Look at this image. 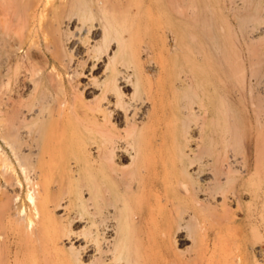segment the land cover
<instances>
[{
	"label": "bare ground",
	"instance_id": "1",
	"mask_svg": "<svg viewBox=\"0 0 264 264\" xmlns=\"http://www.w3.org/2000/svg\"><path fill=\"white\" fill-rule=\"evenodd\" d=\"M158 1L161 2L150 0L155 8ZM162 4L164 3H161V7ZM142 6L141 0H0V32L8 24L16 31H13V42L9 45L12 51H24L31 56L32 45H36L33 42L42 38L45 46L42 54L46 62L43 69L50 68L56 72L54 78L56 77L57 82L52 84L56 91L68 89L66 78L70 87L73 79L79 78L86 81L77 85L79 90L80 84H83V95L88 97L98 92V96L93 98H99L93 104L88 102L86 107L82 101L72 108L74 124L70 128V146L81 154L91 153L95 157L90 169V193L94 212L90 220L94 235L92 251L103 264H131L128 256L116 255V241L122 240L121 235L117 236L120 218L129 219L135 215L136 220L140 221L139 213L146 206V216L153 218L162 215L161 225L165 232L173 229L176 233L188 231L195 237L197 222H194L195 216L187 202L201 196L203 202L208 203L207 205L215 204V207L221 203L223 206L231 203L238 205L249 192L243 186L253 170L241 162L236 153L225 150L228 141L226 133L230 127L226 118L228 112L225 113L227 101L225 95L219 92L224 75L235 76L232 79L239 78V81L247 78L245 60L239 54L242 42L219 34L214 39V49L217 52L212 53L214 49L211 52L206 47L213 43L210 40L208 43L203 39L197 41L194 47L187 38L179 36L171 24L164 26V22H161L166 28L162 33L166 31L171 36L175 54L180 52L181 55H175L171 66L170 63L160 62V70L166 75V80L161 85L157 98H152L151 106L146 105L149 96L143 92L144 82L141 76L145 66L142 52L146 50L150 54L151 49L149 43L142 44L140 38L143 32ZM156 9L153 10L156 12ZM169 9L171 10L170 7ZM257 14L258 10L253 17L260 20ZM183 25L185 26L184 23ZM255 41L245 40L243 45L247 44L249 49L250 44ZM160 42L163 46L168 44L165 38ZM55 47L64 50L66 54L76 55L79 60L69 56V60L61 59L57 63L52 53ZM260 54L250 57L252 60L248 86L250 91L256 88L264 94V52L261 56ZM157 62L149 61L152 64ZM64 68L66 70H62ZM13 73L12 66L7 61L0 60V87L6 86L14 77V82L23 84L27 91L20 97L30 96L37 90L27 84L31 75L24 72L22 76L15 74V78ZM45 92L47 95L40 94L41 100H35V103H40L39 107L36 105L35 108L34 105L28 111L25 109L20 116L23 121L33 124L30 126L33 130H30L28 136L32 135L34 139L31 138L36 142L28 150L34 154L40 150L37 139L43 137L52 117L50 106L54 97L47 90ZM0 103L2 106H9L7 101ZM66 104V101H60V109ZM261 106L264 116V105ZM3 107H0V112ZM27 108L29 109L28 106ZM148 123L163 129L157 135V149L142 136ZM210 124L214 128L207 135L204 130ZM194 130L198 132L197 136L193 134ZM238 135H234L236 147L241 146L242 142L243 135ZM85 136H90L92 141L81 142L80 139ZM204 141L206 149L203 146L201 151ZM18 146H15V151L20 150ZM87 165L81 163L76 170L78 175L73 177H80L82 169ZM196 177L200 183L195 181ZM230 185H237V188L227 193ZM30 200L34 201L33 194L30 195ZM78 202L83 205L82 200ZM159 226L156 225V228L159 229ZM169 237L173 240V234ZM77 240L69 237L68 242L73 245ZM113 250L115 252L111 254Z\"/></svg>",
	"mask_w": 264,
	"mask_h": 264
},
{
	"label": "rangeland",
	"instance_id": "2",
	"mask_svg": "<svg viewBox=\"0 0 264 264\" xmlns=\"http://www.w3.org/2000/svg\"><path fill=\"white\" fill-rule=\"evenodd\" d=\"M141 1L143 32L140 38L142 44L149 43L151 49L150 54L146 50L141 54L145 66L141 76L144 82L143 92L149 96L146 105L151 106L152 100L157 98L160 87L166 80V75L160 70V62L170 63L171 66L175 55H181L180 52L175 54L171 36L166 31L162 33V30L166 29L164 26L171 24L173 30L177 31L179 36L187 38L192 46L202 39L206 40L205 42L210 40V43H213L207 44L206 47L211 52L215 48L214 39H217L219 34L224 35V38L242 42L239 54L245 60L247 78L239 81V78L232 79L235 76L224 75L219 92L225 95L227 101L225 113L228 112V115H225L230 127L226 133L228 141L225 150L236 153L237 158L254 171L252 170L251 175L245 179L243 188L249 192L238 205L231 203L223 206L221 203L215 207V204L207 205L208 203L203 202L201 196L187 202L195 216L194 222H197L195 237L188 231L176 233L173 229L165 232L161 225L162 215L153 218L146 216V206L142 207L144 209L139 213L140 221L136 220L135 215L129 219L120 218L117 236L121 235L122 240L116 241V255L128 256L131 264H264V116L261 106L264 105L261 102H264V94L259 91V95L256 88L250 91L248 86L252 60L250 57L259 56L264 52V0H161L157 3L160 6L159 8L157 5V9L150 0ZM161 3H164V10ZM153 9H156V12ZM257 10L260 20L253 17ZM165 15L171 19L168 16L167 20L164 19ZM161 22H164V26ZM1 31L0 60L7 61L12 66L15 78L16 75L22 76L24 72L31 75L27 84L37 90L30 95L31 98L20 97L27 91L23 84L14 82V77L6 86L0 87V102L7 101L9 104L6 105L8 107L0 105L3 107L0 112V264H103L92 251L94 235L90 220L94 212L90 193V169L95 157L91 153L81 154L70 146V128L74 124L72 108L82 101L85 106L88 102L93 104L95 99L99 98H93L98 96V92L86 97L81 91L86 83L84 79L74 78L70 87L66 78L69 87L67 90L59 89V93L52 87V84L57 82L56 77L54 78L56 72L50 68L43 69L46 62L42 54L45 51L42 38L34 39L36 41L33 43L37 46L32 45L31 56H28L24 51L14 52L9 47L16 32L11 24L3 27ZM162 38H165L169 48L161 44ZM189 38L195 41L191 43ZM249 39H253V42L258 40V44L256 41L252 42L248 49V45H243V42ZM215 52L216 49L212 53ZM52 53L57 63L61 59L69 60V56L79 60L76 55L66 54L64 50L56 47ZM149 61L158 62L152 64ZM79 83L83 84H80L78 90ZM46 90L54 97L50 106L52 117L47 123L43 137L37 139L40 150L34 154L28 150L32 143L36 142L32 135L28 136L30 130H33L30 127L33 124L23 121L20 116L34 105L35 108L36 105L39 107L40 103H35V100L39 101L44 94L47 95ZM60 101H66L68 105H63L60 109ZM198 120L200 121V117ZM145 128L142 134L145 141L151 143L155 149L159 148L156 140L163 130L162 127L148 123ZM213 128V125H208L204 130L205 134H210ZM236 128L238 129L235 130ZM236 133L243 135L241 146L237 147L234 141V135H238ZM193 134L197 136L198 132L194 130ZM80 141L90 143L92 139L85 136ZM206 141L201 146V151L203 146L206 147ZM10 143L14 146L11 147ZM18 145L20 150L15 151V146ZM78 160L88 165L85 166L86 169H82L80 177H73L78 175L76 170L81 164ZM198 180L196 177L195 181L200 183ZM236 188L237 185H230L226 192ZM31 194L34 201L30 200ZM77 199L82 200L83 205ZM156 225H160L159 229ZM170 234H173V240L170 239ZM69 237L78 240L71 245L68 242ZM114 252L111 251V254Z\"/></svg>",
	"mask_w": 264,
	"mask_h": 264
}]
</instances>
